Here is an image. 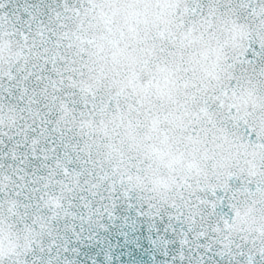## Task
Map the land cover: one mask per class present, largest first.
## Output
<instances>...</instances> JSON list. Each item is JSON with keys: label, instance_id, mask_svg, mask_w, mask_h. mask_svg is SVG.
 <instances>
[{"label": "snow or ice", "instance_id": "1", "mask_svg": "<svg viewBox=\"0 0 264 264\" xmlns=\"http://www.w3.org/2000/svg\"><path fill=\"white\" fill-rule=\"evenodd\" d=\"M129 246L264 264V0H0V264Z\"/></svg>", "mask_w": 264, "mask_h": 264}, {"label": "water", "instance_id": "2", "mask_svg": "<svg viewBox=\"0 0 264 264\" xmlns=\"http://www.w3.org/2000/svg\"><path fill=\"white\" fill-rule=\"evenodd\" d=\"M129 248H131L130 253L123 247L117 248L113 252L112 264H151V258L147 251L135 249L132 248V246H129ZM95 251V249H92L91 252L86 253L82 258L87 259V257L91 256ZM117 255H119V259L116 258ZM96 259L100 260L101 264H103L102 255L97 256Z\"/></svg>", "mask_w": 264, "mask_h": 264}]
</instances>
